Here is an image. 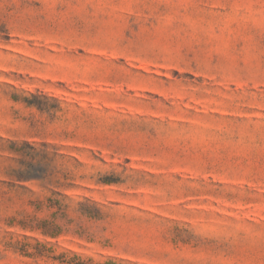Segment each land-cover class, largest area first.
Here are the masks:
<instances>
[{
  "label": "rangeland",
  "instance_id": "obj_1",
  "mask_svg": "<svg viewBox=\"0 0 264 264\" xmlns=\"http://www.w3.org/2000/svg\"><path fill=\"white\" fill-rule=\"evenodd\" d=\"M264 264V0H0V264Z\"/></svg>",
  "mask_w": 264,
  "mask_h": 264
},
{
  "label": "trees",
  "instance_id": "obj_2",
  "mask_svg": "<svg viewBox=\"0 0 264 264\" xmlns=\"http://www.w3.org/2000/svg\"><path fill=\"white\" fill-rule=\"evenodd\" d=\"M108 263L113 264L114 262H108Z\"/></svg>",
  "mask_w": 264,
  "mask_h": 264
}]
</instances>
